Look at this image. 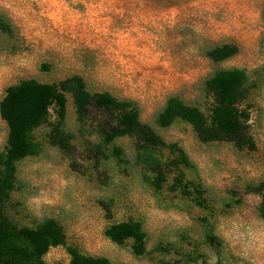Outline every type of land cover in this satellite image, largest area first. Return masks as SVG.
<instances>
[{"label": "rangeland", "instance_id": "1", "mask_svg": "<svg viewBox=\"0 0 264 264\" xmlns=\"http://www.w3.org/2000/svg\"><path fill=\"white\" fill-rule=\"evenodd\" d=\"M225 44L238 52L213 60L209 53ZM232 67L250 75L254 148L203 142L182 119L158 125L173 94L209 121L216 102L207 81ZM73 75L92 93L133 100L141 120L183 147L196 167L166 166L174 150L139 149L134 136L106 144L101 131L113 122L109 113L92 108L81 122L67 93L66 117L52 107L32 133L40 152L17 161L5 206L13 222L36 227L53 217L67 245L112 264H185L188 253L212 264H264V193L251 189L264 188V0H0V102L21 80L54 83ZM56 125L72 135L66 150L51 142ZM8 132L0 114L1 150ZM157 163L167 175L160 189L152 184ZM181 175L201 184L206 205L194 201L193 187L191 196L182 193ZM130 219L147 232L144 254H135L132 239L117 244L105 235L110 224ZM207 233L221 241L218 248ZM45 259L70 264L65 246L52 247Z\"/></svg>", "mask_w": 264, "mask_h": 264}, {"label": "trees", "instance_id": "2", "mask_svg": "<svg viewBox=\"0 0 264 264\" xmlns=\"http://www.w3.org/2000/svg\"><path fill=\"white\" fill-rule=\"evenodd\" d=\"M238 50L235 44H225L214 48L209 55L213 60L222 61ZM207 86L216 102L209 121L198 107L188 105L183 98L173 94L168 97L164 109L158 115V125L167 127L177 119H182L194 127L203 142L226 140L233 142L241 150L254 148L249 122L251 83L247 69H221L207 81ZM67 93L73 96L78 120L81 122L92 108L109 113L113 122L101 131L106 144L112 143L118 137L134 136L139 149L169 146L174 150L176 157L166 163V166L196 167L183 147L177 143H166L151 125L141 120L140 109L133 100L121 99L109 91L92 93L80 75L54 83L29 78L10 85L0 102L1 117L9 128L7 146L3 150L0 149V264H49L45 256L52 247L57 246L66 247L70 264H112L107 257L87 255L67 245L66 232L53 217L43 219L36 227H19L5 212V206L15 188L17 161L40 152V144L32 136L33 130L46 121L52 107L56 108L61 120L66 117ZM71 138L72 135L66 133L59 125L54 127L51 134V142L65 150L70 147ZM116 151L119 156L123 153L120 148H116ZM152 170L155 172L152 184L160 189L167 180L164 165L157 163ZM176 182L177 185H182L184 195L191 196L193 187L196 192L194 201L198 205H206L201 184L184 180L183 175L176 176ZM251 189L264 193V188L260 186H252ZM105 235L117 244L132 239L135 254L146 252L147 232L140 220L114 222L105 230ZM206 239L216 248L221 244L211 233L206 234ZM184 263L212 264L202 253L186 254Z\"/></svg>", "mask_w": 264, "mask_h": 264}]
</instances>
